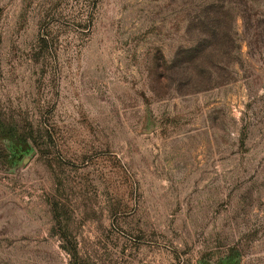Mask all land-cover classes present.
<instances>
[{
    "label": "rangeland",
    "instance_id": "1",
    "mask_svg": "<svg viewBox=\"0 0 264 264\" xmlns=\"http://www.w3.org/2000/svg\"><path fill=\"white\" fill-rule=\"evenodd\" d=\"M0 264H264V0H0Z\"/></svg>",
    "mask_w": 264,
    "mask_h": 264
},
{
    "label": "trees",
    "instance_id": "2",
    "mask_svg": "<svg viewBox=\"0 0 264 264\" xmlns=\"http://www.w3.org/2000/svg\"><path fill=\"white\" fill-rule=\"evenodd\" d=\"M68 251V250H67ZM70 252V251H69Z\"/></svg>",
    "mask_w": 264,
    "mask_h": 264
}]
</instances>
